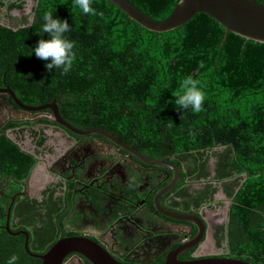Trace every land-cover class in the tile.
Wrapping results in <instances>:
<instances>
[{
	"label": "trees",
	"instance_id": "1",
	"mask_svg": "<svg viewBox=\"0 0 264 264\" xmlns=\"http://www.w3.org/2000/svg\"><path fill=\"white\" fill-rule=\"evenodd\" d=\"M127 1L161 21L179 0ZM91 6L97 15L82 14L73 0H34L27 26L0 25V88L29 107L54 101L76 129L105 130L149 158H173L189 179L204 182L198 199L211 198L221 184L231 200L221 256L264 264V44L225 35L203 13L155 33L105 1L91 0ZM22 8L21 0L8 7ZM46 12L70 26L65 35L75 41V59L67 74L47 70L32 53L41 38L48 39L42 32ZM187 75L206 94L198 113L170 103ZM13 126L8 121L0 129V264L13 255L16 264H40L26 254L23 235L4 230L15 198L9 230L28 234L29 251L42 255L56 240L54 211L44 213L43 204L18 195L37 160L9 138Z\"/></svg>",
	"mask_w": 264,
	"mask_h": 264
},
{
	"label": "flooded vegetation",
	"instance_id": "2",
	"mask_svg": "<svg viewBox=\"0 0 264 264\" xmlns=\"http://www.w3.org/2000/svg\"><path fill=\"white\" fill-rule=\"evenodd\" d=\"M14 1L0 0V25L27 26L32 20L34 0H30L33 4L27 12L24 3L21 11L8 9ZM10 107H16L14 102L7 93L0 92L2 117ZM10 122L14 124L8 131L14 136L12 141L33 155L41 167L33 188L28 177L18 195L43 204L44 213L54 211L53 244L58 239L84 238L119 264H163L170 253L177 251L180 262L226 254L231 200L221 184H215L218 190L211 198L203 195L198 199L196 192L203 191L204 182L189 179L173 158L153 159L141 154L169 162L178 170L175 185L157 197L172 182L171 169L148 165L100 135H74L45 115ZM26 138L28 150L22 148ZM209 171L213 173V166ZM157 205L190 220L169 218ZM62 264L92 263L70 254Z\"/></svg>",
	"mask_w": 264,
	"mask_h": 264
},
{
	"label": "water",
	"instance_id": "3",
	"mask_svg": "<svg viewBox=\"0 0 264 264\" xmlns=\"http://www.w3.org/2000/svg\"><path fill=\"white\" fill-rule=\"evenodd\" d=\"M102 1L113 5L128 19L151 32L165 33L172 31L184 25L196 14L203 13L220 24L224 29L225 35L227 33H232L246 40L264 44V4L257 3L254 0H179L170 15L161 21H155L147 17L127 0ZM0 92L7 93L16 106L10 107L9 113L6 114V117H2V114L0 113V129L8 121L32 119L39 115H45L46 117H50L51 122L61 126L74 135H100L148 165L171 169L174 173V178L169 185L157 194V197L168 192L175 185L179 176L178 170L169 162L164 160L147 159L104 130L95 128L78 130L74 128L60 117L54 101L38 107H29L21 104L8 88L0 90ZM45 111H49V113L44 114ZM38 167L39 162H37L32 169L29 180L32 179L33 174ZM14 199L15 198L11 199L7 210L4 230L11 236H24V250L28 256L40 260L41 264H62L64 259L70 254H78L92 264H119L99 246L84 238L58 239L44 254L39 255L31 253L28 249L27 233L22 230L12 233L9 230L10 210L14 203ZM157 207L163 215L169 218L184 221L190 220L186 216L165 211L158 205ZM178 252L179 251L170 253L163 264H251L239 259L213 256L198 258L188 262H180L177 259Z\"/></svg>",
	"mask_w": 264,
	"mask_h": 264
},
{
	"label": "clouds",
	"instance_id": "4",
	"mask_svg": "<svg viewBox=\"0 0 264 264\" xmlns=\"http://www.w3.org/2000/svg\"><path fill=\"white\" fill-rule=\"evenodd\" d=\"M73 8L84 15H97L96 10L91 6V0H73ZM42 19V32L48 35V39L41 38L32 53L45 61L47 70L60 69L62 74H67L75 59V41L65 35L69 32L70 26L66 20L53 16L51 12H46ZM172 97L175 99L170 103H174L178 109H191L192 112L198 113L202 110L206 94L198 85V81L187 75L180 81ZM17 259L18 257L13 255L8 259L7 264H16Z\"/></svg>",
	"mask_w": 264,
	"mask_h": 264
},
{
	"label": "rangeland",
	"instance_id": "5",
	"mask_svg": "<svg viewBox=\"0 0 264 264\" xmlns=\"http://www.w3.org/2000/svg\"><path fill=\"white\" fill-rule=\"evenodd\" d=\"M21 1H23V3L25 4L24 5V10L27 12L28 9H29V6L32 5L33 2L31 3L30 0H21ZM15 14H18V13H14L13 15H15ZM15 16H17V15H15ZM8 136H9V138L14 139V136L10 132H9ZM26 137H27V135H26ZM28 146H29V140L26 138L25 141L22 144V148L25 149V150H28L29 149ZM40 168L41 167H38L36 169V171L39 170ZM37 176H38V172H36V173L33 174V177L30 180V187L31 188H33V186L35 185V182L37 181ZM211 213H213V212H211Z\"/></svg>",
	"mask_w": 264,
	"mask_h": 264
},
{
	"label": "crops",
	"instance_id": "6",
	"mask_svg": "<svg viewBox=\"0 0 264 264\" xmlns=\"http://www.w3.org/2000/svg\"><path fill=\"white\" fill-rule=\"evenodd\" d=\"M36 172H38V170H37ZM36 172H35V173H36Z\"/></svg>",
	"mask_w": 264,
	"mask_h": 264
}]
</instances>
